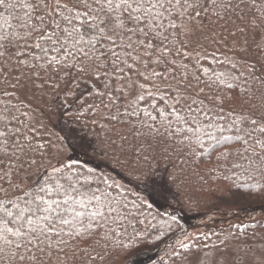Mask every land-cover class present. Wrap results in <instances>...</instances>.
<instances>
[{
	"label": "snow or ice",
	"instance_id": "6c2138e0",
	"mask_svg": "<svg viewBox=\"0 0 264 264\" xmlns=\"http://www.w3.org/2000/svg\"><path fill=\"white\" fill-rule=\"evenodd\" d=\"M209 57L224 70L204 67ZM61 79L95 86L98 101L77 116L126 127L123 153L139 158L164 140L202 162L228 146L218 159L241 158L264 176V0H0V264H99L123 222L143 214L145 202L129 201L111 175L51 153L34 102ZM258 225H233L211 245L178 238L167 256L264 264ZM117 244L123 264H143L138 243Z\"/></svg>",
	"mask_w": 264,
	"mask_h": 264
},
{
	"label": "trees",
	"instance_id": "16d2710c",
	"mask_svg": "<svg viewBox=\"0 0 264 264\" xmlns=\"http://www.w3.org/2000/svg\"><path fill=\"white\" fill-rule=\"evenodd\" d=\"M232 39V37H228V40ZM203 66L209 68V71L224 70L221 65L212 61L211 57L203 61ZM95 92L96 88L91 82L82 81L80 87L77 88L75 82L69 83L68 79H61L58 88L45 87L43 100L40 101V105L36 109L41 116L50 112L54 118H58L56 124L61 127L64 134L70 130V135H72L74 130L75 136L72 139L78 140L81 146L85 144L86 146L84 145L83 148L89 154L95 155L102 162L99 164L108 172L118 173L122 175V179H124L123 176L128 177L135 183L150 189L160 188L161 192L158 194L171 201L169 204L172 209L167 214L154 206L148 208V204L144 203L143 214L135 212L133 216L123 222L122 228H118L119 235L113 237L107 249L106 259L99 264H123L124 251L117 241L120 244L135 242L144 250L162 248L168 239L181 230L179 220L176 218L175 221H171L168 219L170 216L193 217L194 221L191 220L188 228L195 229L200 225V221L208 219L213 213L252 212L254 208L257 211L264 209V193L257 194L256 191L249 193L250 186H264V176L246 171L247 162L241 158L233 156L227 160L218 159L221 152L231 151L228 146L220 147L210 157L205 154L202 157V162H200L201 158L193 157L187 150L181 153L178 148L164 140L158 143L153 141L151 147L146 145L145 151L139 158L131 151L121 152L119 134L126 132V127L116 125L114 122L96 121V115L88 112L77 116V112L93 103L94 99L98 101ZM226 94L233 95L230 92ZM37 95L39 96L40 93ZM236 103L239 104L238 101ZM63 105H67V109L62 107ZM231 106V101L225 104L226 108ZM65 127H68L67 131H65ZM42 135L45 139H50L44 133ZM81 137L83 141L80 139ZM112 140H115L116 143L112 144ZM133 143L135 141L129 138L126 146ZM208 143L209 141L205 137V145L207 146ZM145 155L148 157L147 160L144 159ZM128 159L132 162H126ZM235 163H243L245 167H234ZM73 164L77 170L83 166L84 170L92 168L97 177L105 176L102 173L104 170L97 166H87L81 162ZM145 173L153 177L155 183L145 179ZM233 193L243 194L234 196ZM127 197L129 201L143 202L128 190ZM255 200L260 202L252 204ZM169 224L171 225L170 229L168 228ZM262 225H264L263 222L258 225L260 230H264ZM139 237H143V239L141 240ZM162 253L160 252V254ZM160 254L159 258L151 264H172L175 259H169L165 253L162 261Z\"/></svg>",
	"mask_w": 264,
	"mask_h": 264
},
{
	"label": "rangeland",
	"instance_id": "374dc122",
	"mask_svg": "<svg viewBox=\"0 0 264 264\" xmlns=\"http://www.w3.org/2000/svg\"><path fill=\"white\" fill-rule=\"evenodd\" d=\"M231 42V40H229ZM41 100H37L34 102L35 107L38 109ZM36 109L34 116L37 121L43 122L46 125V130L41 129V132L45 134L46 137L50 138L52 142L51 146V153L55 156L57 153V149L63 150V156L65 161L68 158H71L73 163L81 162L86 164L87 166H97L104 170L102 173L105 176L111 175L114 179H116L119 183H121L129 192L133 193L134 195L138 196L143 202L147 204H151L158 209H161L163 213L169 214L172 209L169 204L170 200H166L162 195L158 194L161 192L160 188L154 187V189H150L149 187L139 185L135 183L128 177H124L122 179V175L118 173H111L110 171L104 167H102L99 163H102L98 158L95 157L92 153L89 154L86 149L81 146L78 140L75 138L72 139L74 136L70 135V130L67 131L68 127H65V131L67 134L62 132L61 127H59L56 123L59 120L58 118H54L50 112L44 113L43 116L40 115L39 111ZM96 121H101L96 115ZM71 145V147H69ZM85 145V144H84ZM86 146V145H85ZM126 162L130 163L132 160H126ZM260 202L259 200H255L252 204ZM180 222V229L176 232L172 238L168 239L162 246L157 250H145L144 255L139 257L138 259L143 261V264H151L157 258H159L160 254L161 257H165V253H170L172 248L170 245L175 244L177 239H185L195 236H207L209 239L207 240H200L195 241L197 244H204L207 243L209 245L217 243L220 239H223L225 235H227V231L231 229L233 225H240L241 223H250L255 221H260L264 223V209L257 211L254 208V211L247 212V211H228V213L218 212L213 213L210 217L206 220L200 221V225L195 229H189L188 224L194 221L193 217L185 218L181 215V218L178 216L176 217ZM191 225V224H190ZM259 231H264L260 230ZM252 229H249L251 232ZM183 232V236L181 235ZM165 249V250H164ZM151 257V259H149ZM173 264V262H172ZM176 264H180L179 260H176Z\"/></svg>",
	"mask_w": 264,
	"mask_h": 264
}]
</instances>
